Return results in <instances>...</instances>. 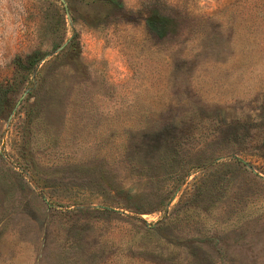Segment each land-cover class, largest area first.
Instances as JSON below:
<instances>
[{"label":"rangeland","instance_id":"obj_1","mask_svg":"<svg viewBox=\"0 0 264 264\" xmlns=\"http://www.w3.org/2000/svg\"><path fill=\"white\" fill-rule=\"evenodd\" d=\"M3 7L0 264H264V0Z\"/></svg>","mask_w":264,"mask_h":264},{"label":"trees","instance_id":"obj_2","mask_svg":"<svg viewBox=\"0 0 264 264\" xmlns=\"http://www.w3.org/2000/svg\"><path fill=\"white\" fill-rule=\"evenodd\" d=\"M35 52L32 55H29L28 57L33 60L34 62H36L38 59H40L41 56H35L34 57ZM42 58V57H41ZM4 100V95H2V92L0 90V115H1V111H2V103Z\"/></svg>","mask_w":264,"mask_h":264},{"label":"clouds","instance_id":"obj_3","mask_svg":"<svg viewBox=\"0 0 264 264\" xmlns=\"http://www.w3.org/2000/svg\"><path fill=\"white\" fill-rule=\"evenodd\" d=\"M8 0H0V11H4V7L5 5H7Z\"/></svg>","mask_w":264,"mask_h":264},{"label":"water","instance_id":"obj_4","mask_svg":"<svg viewBox=\"0 0 264 264\" xmlns=\"http://www.w3.org/2000/svg\"><path fill=\"white\" fill-rule=\"evenodd\" d=\"M63 1V0H62Z\"/></svg>","mask_w":264,"mask_h":264}]
</instances>
